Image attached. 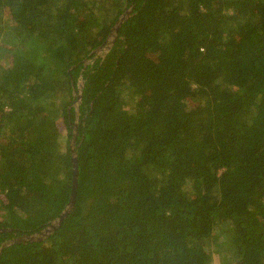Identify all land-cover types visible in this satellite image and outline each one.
Returning a JSON list of instances; mask_svg holds the SVG:
<instances>
[{
  "label": "trees",
  "instance_id": "1",
  "mask_svg": "<svg viewBox=\"0 0 264 264\" xmlns=\"http://www.w3.org/2000/svg\"><path fill=\"white\" fill-rule=\"evenodd\" d=\"M0 264H264V0H0Z\"/></svg>",
  "mask_w": 264,
  "mask_h": 264
},
{
  "label": "water",
  "instance_id": "2",
  "mask_svg": "<svg viewBox=\"0 0 264 264\" xmlns=\"http://www.w3.org/2000/svg\"><path fill=\"white\" fill-rule=\"evenodd\" d=\"M132 14V9L127 10L121 17L120 19L116 22L115 26L112 28L111 34L108 38V40L104 43L102 47H100L97 50V53L99 55L106 56L108 52L111 50L112 45L115 42V39L118 36L119 29L121 25L131 16ZM83 85H80V88L82 89ZM82 98V92L78 94V100L74 102V105L76 106V109L78 110L79 103ZM76 131H77V126H76ZM75 131L74 137L72 139L71 143V148L73 152V162H74V176H73V189H72V194L70 198V202L67 205L66 209L62 212L60 217H58L56 220H54L48 227H46L43 231L33 234V235H25V236H20L17 237L13 240V242H20V241H42L45 238L49 237L52 233L56 231V229L61 225L63 220L68 216V214L71 212L73 207L75 206L76 202V195H77V188H78V175H79V169H78V160H77V153L75 150V145H76V139H77V132ZM11 243V242H10Z\"/></svg>",
  "mask_w": 264,
  "mask_h": 264
}]
</instances>
